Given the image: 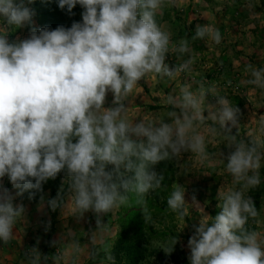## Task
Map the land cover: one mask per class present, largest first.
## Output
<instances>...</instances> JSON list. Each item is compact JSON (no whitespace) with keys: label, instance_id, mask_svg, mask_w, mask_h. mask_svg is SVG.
<instances>
[{"label":"clouds","instance_id":"obj_1","mask_svg":"<svg viewBox=\"0 0 264 264\" xmlns=\"http://www.w3.org/2000/svg\"><path fill=\"white\" fill-rule=\"evenodd\" d=\"M34 2L0 0V241L8 243L24 219L25 206L15 203L16 196L29 192L34 198L62 171L70 178L72 194L67 201L60 193L47 200L52 211L63 208L64 214L68 207L78 218L94 212L99 228L101 214L128 203L130 196L144 205L145 196L165 179L155 170L160 162L186 152L208 158L207 132L224 136L230 149L226 170L239 188L219 191L221 211L202 217L188 241L190 264H264V238L246 227L260 213L245 195L261 184L264 139L233 134L240 127V109L214 86L186 84L167 97L173 110L166 118H129L127 100L141 81L191 70L192 56L170 67L169 53L188 54L190 43H174L172 33L157 21L160 10L174 0H58L69 13L80 5L82 22L32 27L28 38L10 41L9 30L32 25L35 11L29 5ZM196 39L220 44L222 36L210 24H197ZM247 71V82L264 89V67L248 65ZM109 93L112 105L106 107ZM209 95L215 104L208 102ZM260 123L264 130V117ZM5 176L15 195L4 186ZM185 193L179 184L167 199L168 208L181 217L188 213ZM44 203L41 196L40 206ZM142 211L145 220L151 219L147 207ZM170 244L166 253L177 240ZM71 250L78 258L81 249L74 238ZM26 255L28 264L48 259L36 248Z\"/></svg>","mask_w":264,"mask_h":264},{"label":"rangeland","instance_id":"obj_2","mask_svg":"<svg viewBox=\"0 0 264 264\" xmlns=\"http://www.w3.org/2000/svg\"><path fill=\"white\" fill-rule=\"evenodd\" d=\"M244 1V3L241 2L239 4L241 8L244 5H248V9L244 8L247 17L246 20L243 21L244 25L239 29H235L232 33L223 32V34H221L224 40H226L230 44L232 49L227 48L224 50L223 48H217L218 46L224 45L216 44L214 41L208 39H196V44L193 43L191 37L195 35L196 25L197 23H201V20H197V22L191 21L193 18V15L191 16L190 14L192 13V6L188 8L184 7L182 10H179L178 6L180 4L177 5L179 0H174L173 3H170L163 7L157 16V19H160V25H162V23L164 22V29L172 33V40L174 43L178 44V40L180 41L181 39H188L189 43L192 44V47L194 45L197 46V49L194 50V53L192 55H195L197 57L196 64L200 63L195 67H197V70L200 71V76H202V78L201 80L196 79V85L193 84V87H198L200 83H203L206 87L211 86L210 80L213 78L215 73L213 70H215V68L219 70V68L227 65L228 61L230 62V67L227 68L226 73H229L235 79L234 82H231L234 86L233 92L235 93V96H229L228 98L233 105L239 107L240 104V127L239 129L235 128L233 130L239 131L241 137L244 136L246 138H249L250 140L253 138L264 139V130H262L260 123L261 117H264V92L263 94L258 95L255 92L259 91L260 88L247 82L249 79H251V75L247 71L248 65H253L254 67L258 68L264 67V0ZM29 7L32 8V6L30 5ZM190 16L192 18L189 20ZM79 18L80 19L78 22H82V14ZM33 22H36L35 15L33 17ZM189 22H192V24L194 23V28L189 29ZM238 24H242V22ZM178 35L179 38L176 40V36ZM229 44H226L225 46H228ZM222 50H224V53L227 52L228 54V57L227 54L225 55V62H223V56L219 57V54ZM181 58H184V60H186L189 58V56L187 54L181 55L176 52H170L168 61L173 62ZM205 64L211 65V67H208ZM179 78H181V76ZM241 86L244 87V90L242 89V91L240 90ZM137 87L138 93L135 90L136 92L134 96H138L141 101H152L154 98L153 94L160 92L162 94V98L163 95L169 96L167 94H163L162 91L164 85L161 80H158L155 87L145 80L141 81ZM140 90L142 94L139 93ZM236 96L240 99V103L239 101L232 99V97ZM211 97L212 96L209 95L208 100H210ZM253 97L254 100H251V98ZM141 108L145 109L139 108L134 112V116L136 117V119H144L145 117L149 116L150 112H152L151 109H147L146 105H142ZM165 108L166 107H162L161 109ZM129 113L131 114L132 111H129ZM162 113L163 112H160L156 114V116L153 115L154 113H152V115L154 117H161ZM205 138L207 141V151L209 153L207 159H201L191 152H186L182 154L181 157L174 160V164L177 170V183L175 187L180 184L186 189L185 199L189 204L187 215L192 216V218H197L200 221L204 216H212L211 213L213 212H215V215H217L221 211V209L218 207L219 191L226 192L229 189L239 188V185L234 181L231 174H229L226 170V160L224 159V157L228 155L230 149L225 144L224 136H212L209 133L205 132ZM109 167L111 168L112 166ZM262 168L263 174L261 172ZM259 171L261 184L255 188L247 190L245 195L253 199L255 196L254 191L263 190V193L261 194V209L259 217L263 220L264 230V166H262ZM70 183V178L66 175L65 172H62L59 193L60 195L64 194L65 201H67L72 194ZM49 195L50 193L48 191L43 194L44 201ZM193 196H195L196 198V203L193 202ZM40 200L41 198L37 202H39ZM197 203L200 208L196 206ZM60 211L56 220L54 221L51 215L47 212V220L51 224V228L54 227L55 229V225L61 222V217H63L64 214L67 215V213L70 212L68 207H65L64 214L63 209L61 212ZM107 214H110V216L115 221V219L117 218V208ZM91 216V227L93 229H99L97 224H95L97 217L96 214L94 212H91ZM209 218L211 219V217ZM177 227L181 235V240L178 246L179 250L181 252H190V249L188 248V241L193 235H195V232H190L189 225L181 220L177 222ZM73 229H75L76 233L79 232L77 225L73 226L72 228V226L69 224L68 226L64 225L62 229L60 228L59 232L61 233V239L63 237L64 238L60 241V244L58 246L59 248H57L59 252H67L68 230L71 231ZM87 236H89V233H86L82 240L77 239L76 241H78L79 244H82ZM147 263L154 264L152 260H148Z\"/></svg>","mask_w":264,"mask_h":264},{"label":"crops","instance_id":"obj_3","mask_svg":"<svg viewBox=\"0 0 264 264\" xmlns=\"http://www.w3.org/2000/svg\"><path fill=\"white\" fill-rule=\"evenodd\" d=\"M241 2H245L244 0H179L177 5H179L178 9L182 10L184 7L188 8L190 6L193 15V18L190 16L189 20L192 18L191 21L197 22V20H201V23L197 24H210L216 28H218L223 34V32H230L232 33L235 29H239L244 25V20H246V14L244 11L248 9V5H244L242 8L239 6ZM160 20V19H159ZM177 21V20H176ZM179 22V21H178ZM242 22V24H238ZM0 23H3L0 21ZM172 23V22H171ZM191 23V24H190ZM164 22L162 23V27L164 28ZM191 25V26H190ZM32 27L36 29L44 28L40 26L37 22H33L32 25H26L22 28L9 30L8 35L10 41H15L18 39H26L29 37ZM188 27L194 28V23H188ZM180 31V30H179ZM234 34V33H233ZM176 40L179 38V35L176 36ZM192 38V37H191ZM179 42V40L177 41ZM193 43L196 44L195 40H192ZM236 43V42H235ZM229 44L224 38L222 37L221 43L217 48H223L224 50L229 48L232 49ZM190 44V53L188 56L194 57V62L191 66V70L180 73L175 78H164L161 79L158 75L152 74L145 79L146 82L150 83L155 87L158 80H161L164 87H163V94H175L179 91L181 87L184 85H196V79L202 78L200 76V71L197 70V67L200 63H197V57L192 55L194 50L197 49V46L194 45L193 47ZM224 50L221 51L219 57L223 56V60L226 58ZM212 55V53H211ZM213 57V56H212ZM228 57V54H227ZM214 61V60H213ZM184 58L178 59L177 61L169 62L170 67H174L178 63H183ZM225 62V60L223 61ZM208 67L211 65L205 64ZM230 67V62L228 61L227 65L224 67L215 68L213 70L214 76L210 80V85L214 86L217 90V94L221 96H235L233 92L234 86L231 82H234L235 79L229 73H226L227 68ZM181 76V78H179ZM140 84V83H139ZM138 84V85H139ZM201 84V83H200ZM199 85V84H198ZM138 87L134 89L133 94L128 98L127 103L129 105V118L136 119L134 116V112L136 109H145L141 108L142 105H146L147 109L155 108H162L166 107L165 109H154L151 110L152 112L149 113V116L145 117L144 119H151L154 118L153 115L163 112L161 118H166L168 111L167 108L169 105L166 103V99L168 96L163 95L160 93L153 94V100L147 102L141 101L138 96H134L135 92L138 93ZM193 88H197L193 87ZM244 90V87L241 86V91ZM136 90V91H135ZM160 90V89H159ZM167 92V93H166ZM264 89H259L256 91L258 95L263 94ZM141 93V90L139 92ZM246 93V92H245ZM252 94V93H251ZM158 97V98H155ZM237 97V96H236ZM209 98V97H208ZM256 98V97H255ZM146 99V98H143ZM229 99V98H228ZM113 94L109 93L106 97L105 106L109 107L112 105ZM254 100V97L251 98ZM209 103L215 104L216 98L211 97L208 100ZM144 103V104H142ZM148 112V111H147ZM206 115H207V111ZM146 113V112H145ZM152 113H154L152 115ZM235 129V128H234ZM251 135V133H250ZM4 186L13 194L15 195L17 190L13 188L12 184L10 183L7 176L3 178ZM49 196L46 198L44 206L41 207V200L39 202L33 203L29 199L25 197L23 194L22 196H16L15 203L16 204H23L25 206V215L24 219L15 226L14 234L12 239L8 243H4L0 241V264H28V258L26 253H28L31 249L36 248L39 250L42 256L48 257L47 260L43 262V264H73V260L75 259V264H111V260L108 259V256L111 255V251L113 249L114 240L118 233V226H117V219H118V208H117V218L114 219L110 216V214H103L100 216L101 223L103 224L99 229H93L91 227V212H87L84 214L83 217H75L72 215L71 212L66 211L67 215L64 214L61 217V222L55 225L54 233L51 235V224L47 220V200ZM200 208V207H199ZM63 209V208H62ZM61 209V211H62ZM60 211V212H61ZM262 211V210H261ZM65 212V211H64ZM191 221L190 232H196V228L200 224V220L197 218H192L189 216ZM210 219V218H209ZM77 225L79 232L76 233L75 229L68 230V233H71V237L67 235L68 238V245H67V252H59L57 248H59L61 239L60 228L62 229L64 225ZM97 224V217L96 223ZM98 226V225H97ZM257 232L260 233L261 237L264 238V230H263V220L259 217L257 220ZM89 233V236L86 237L85 241L80 245V253L78 258H76V254H74L71 250V242L74 238L75 240H82L84 235ZM63 242V241H62ZM183 257L186 259L185 264H190V252H182ZM59 259L57 260V258Z\"/></svg>","mask_w":264,"mask_h":264},{"label":"trees","instance_id":"obj_4","mask_svg":"<svg viewBox=\"0 0 264 264\" xmlns=\"http://www.w3.org/2000/svg\"><path fill=\"white\" fill-rule=\"evenodd\" d=\"M30 6L35 11L36 22L50 29H55L61 25L70 27L74 22L79 21V17L84 11L80 5H77L69 13L66 9L59 8L58 0H35ZM157 21L160 24L158 19ZM232 99L240 103L238 97H232ZM238 108L240 109V104ZM154 109L161 108H151V110ZM167 110L172 111L173 109L169 106ZM237 132V130H233V134ZM237 138L250 140L244 136L241 137L239 133ZM174 160L162 161L156 165L155 170L163 174L165 179L159 189L150 191L145 196L146 203L144 205L138 204L137 198L132 195L128 203L118 207V233L110 255L113 257L111 264H148V260H152L154 264H185L187 262L178 248L181 235L178 231L177 222L181 220L191 227L190 218L188 215L181 217L177 213H173L167 206V199L177 183V170ZM261 172L263 174V168ZM61 173L56 179H50L44 183L42 185L43 191H37L34 198H29V192L24 193L25 197L36 203L48 191L50 193L49 199L57 198L61 185ZM262 193L263 190L254 191L255 196L252 199L259 213ZM61 195L64 198V194ZM144 207L149 209L151 219L145 220L142 211ZM47 209L54 221L62 208L52 211L47 205ZM211 215L214 217L215 212ZM258 217L255 220L249 219L246 225L249 230L257 231ZM53 233L54 227L51 228V235ZM172 239H176L177 244L171 253H166L163 249L172 250L170 244Z\"/></svg>","mask_w":264,"mask_h":264},{"label":"built area","instance_id":"obj_5","mask_svg":"<svg viewBox=\"0 0 264 264\" xmlns=\"http://www.w3.org/2000/svg\"><path fill=\"white\" fill-rule=\"evenodd\" d=\"M169 60V59H168ZM168 63H169V61H168ZM183 73V72H182Z\"/></svg>","mask_w":264,"mask_h":264}]
</instances>
